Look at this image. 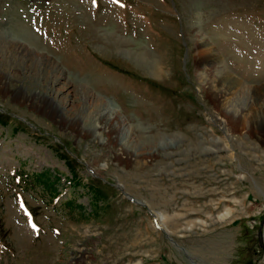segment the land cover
<instances>
[{
  "label": "rangeland",
  "instance_id": "obj_1",
  "mask_svg": "<svg viewBox=\"0 0 264 264\" xmlns=\"http://www.w3.org/2000/svg\"><path fill=\"white\" fill-rule=\"evenodd\" d=\"M262 122L264 0H0V264H264Z\"/></svg>",
  "mask_w": 264,
  "mask_h": 264
},
{
  "label": "bare ground",
  "instance_id": "obj_2",
  "mask_svg": "<svg viewBox=\"0 0 264 264\" xmlns=\"http://www.w3.org/2000/svg\"><path fill=\"white\" fill-rule=\"evenodd\" d=\"M26 33L27 32H25V30H23V29H21L20 30V33L19 34H17L18 35V37H23L24 38V36H25V38H28L27 36H28V33H27V35H26ZM26 40H28V39H26ZM30 40V39H29ZM32 40V39H31ZM20 42H22V41H20ZM23 43V42H22ZM213 55V54H212ZM144 58H145V56H143V55H141L140 56V60L141 61H143L144 62ZM213 58V57H212ZM215 59V58H214ZM213 59V60H214ZM150 62V69L152 68V69H154V71L156 70V68H154V64H153V62L152 61H149ZM37 64L39 65V67H40V71H41V75L42 74H44V76L45 77H49V79H51V81H53V75L52 74H50V73H48L47 72V74H46V68L43 66L44 65V61L43 60H39V61H37ZM226 71V70H225ZM220 75V74H219ZM222 75V74H221ZM35 76H37L38 78H40L39 77V75L38 74H33V75H31V78H30V76L28 77V79L30 78L32 81H34L33 79H35ZM228 78H231V79H233L234 78V76H232L231 74H229L228 75ZM237 81V80H236ZM235 81V82H236ZM40 83H42L41 81H39V82H36V83H34L35 84V86L36 87H38L39 86V84ZM84 87H86V86H84ZM84 87H82L79 91L82 93V94H86V97L87 98H89V96H90V93H89V91H87L86 90V88H84ZM48 88H50V86L49 87H47V90H49ZM77 88L79 89L80 87H78L77 86ZM217 89V88H216ZM40 90H41V88H40ZM51 94V98H52V101H56L57 103L59 102V100L57 99V96L56 95H54L52 92L50 93ZM46 100V99H45ZM48 103V107L49 108H51V109H53L56 113H58L59 114V111H58V107H57V105L56 106H52V105H50L51 103L50 102H47ZM102 104H100V105H98V108L99 109H97V107H96V109L94 110V115L96 114V116H98L99 118H102V117H106L105 115H107V116H109L110 118H113L114 116L112 115V114H116V113H118V110L115 108V106H114V104H111V103H107V101H103V102H101ZM245 106V105H244ZM235 107V106H234ZM234 109V108H233ZM235 112V111H234ZM90 112L89 111H86V109H84L82 106H81V111H80V116L79 117H84L86 120L89 118L90 119V121H89V126H91V127H94V128H100L101 127V124H99L98 122H95L94 121V119L90 116V114H89ZM78 117V118H79ZM264 123L262 122L261 123V125H263ZM122 144L123 145H125L126 144V141H123L122 140ZM155 217L158 219L157 221H159V222H162L163 221V217H162V215L161 214H159V213H156L155 214ZM264 238V237H263Z\"/></svg>",
  "mask_w": 264,
  "mask_h": 264
},
{
  "label": "water",
  "instance_id": "obj_3",
  "mask_svg": "<svg viewBox=\"0 0 264 264\" xmlns=\"http://www.w3.org/2000/svg\"><path fill=\"white\" fill-rule=\"evenodd\" d=\"M260 234H262V231H261ZM262 236L264 237V235H262ZM263 237H262V239L260 241V246L263 247V249H264V238Z\"/></svg>",
  "mask_w": 264,
  "mask_h": 264
}]
</instances>
